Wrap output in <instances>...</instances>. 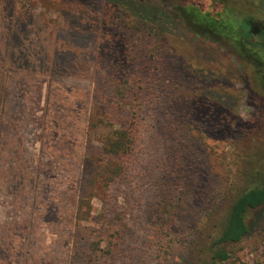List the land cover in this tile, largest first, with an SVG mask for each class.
<instances>
[{
    "label": "rangeland",
    "instance_id": "374dc122",
    "mask_svg": "<svg viewBox=\"0 0 264 264\" xmlns=\"http://www.w3.org/2000/svg\"><path fill=\"white\" fill-rule=\"evenodd\" d=\"M103 2L0 0V264H80L75 238L81 232L100 239L104 248L121 234L125 253L118 264L182 261V225L188 218L178 219L158 243L160 218L170 216L153 208L158 198L153 179L135 169L112 185L122 208L119 229L101 216L110 193L99 182L91 195L84 191V159L89 148L100 146L104 129L88 139V119L112 102L102 90L103 37L93 22ZM253 2L251 15L262 18L264 4L258 10L259 1ZM71 17L77 25L70 24ZM172 32L177 38L172 50L186 74L202 77L198 84L188 81L197 87L195 99L211 108L197 103L193 117L207 136L198 157L197 191L225 180L233 163L242 178L253 169L264 172V92L254 75L223 47L201 41L180 24ZM129 115L125 106L122 117ZM140 154L143 165L150 156L142 149ZM88 195L91 216L77 223L78 201ZM201 202L195 197L187 205L198 208ZM239 257V264H264L262 247L253 244H244Z\"/></svg>",
    "mask_w": 264,
    "mask_h": 264
},
{
    "label": "trees",
    "instance_id": "16d2710c",
    "mask_svg": "<svg viewBox=\"0 0 264 264\" xmlns=\"http://www.w3.org/2000/svg\"><path fill=\"white\" fill-rule=\"evenodd\" d=\"M258 1L259 10L264 1ZM255 5L253 0H104L100 15L93 19L103 37L98 49L104 71L102 90L112 102L103 114L88 119V139L96 129H104L98 133L100 146L95 151L89 148L84 159V191L91 195L99 182L110 193L104 208L109 209L101 216L109 227L119 229L122 208L118 210L111 194L112 185L135 174V169L153 179L158 190L153 208L159 211L160 207L170 216L160 218L158 243H163L162 233H169L178 219L188 218L182 225L180 264H239L246 243L262 247L264 255L262 170L244 172L242 178L233 163L217 186L196 189L199 152L207 136L202 124L195 127L193 117L197 103L210 106L195 99L196 85L189 87L188 81L198 84L202 77L190 78L172 50L177 39L172 31L178 23L201 41L227 50L264 92V13L262 18L251 15ZM69 22L78 24L72 17ZM125 106L128 120L122 117ZM141 149L150 156L143 165L138 164ZM89 195L78 201L77 223L91 216ZM195 197L202 202L191 208L187 203ZM75 241L80 264H118L124 257L121 234L105 248L100 239L82 232Z\"/></svg>",
    "mask_w": 264,
    "mask_h": 264
}]
</instances>
